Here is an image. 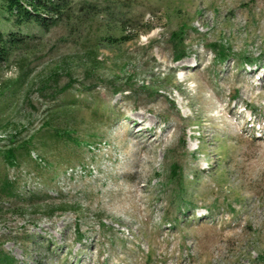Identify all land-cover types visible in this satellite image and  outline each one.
<instances>
[{"label":"rangeland","instance_id":"rangeland-1","mask_svg":"<svg viewBox=\"0 0 264 264\" xmlns=\"http://www.w3.org/2000/svg\"><path fill=\"white\" fill-rule=\"evenodd\" d=\"M69 5L0 69V258L264 264V0Z\"/></svg>","mask_w":264,"mask_h":264},{"label":"trees","instance_id":"trees-1","mask_svg":"<svg viewBox=\"0 0 264 264\" xmlns=\"http://www.w3.org/2000/svg\"><path fill=\"white\" fill-rule=\"evenodd\" d=\"M69 1L71 0H0L1 22L6 24L11 23L20 29V32L7 31V33L0 29V69L9 62L15 52L25 47L28 39H30V36L21 30L22 28L34 25L47 30L51 24L49 20L51 22L60 21L64 17L65 12L71 8ZM43 15L51 16L55 21ZM225 53L226 51L222 49L223 58L225 57ZM180 57L178 56V58ZM19 134L13 135L12 139L9 140L7 149L3 152V160L10 168L16 167L19 152L26 151L30 157L32 156V152H29V148L32 147V137L19 139ZM63 134L68 138L69 142L78 144L79 147L81 146L72 138L71 133L64 132ZM39 159L41 160L42 157L39 156ZM179 174L180 170L175 165H171L170 177L178 178ZM0 192L14 196L15 187L13 182L8 179L0 180ZM13 261L14 259L7 256L0 258V264H13Z\"/></svg>","mask_w":264,"mask_h":264}]
</instances>
